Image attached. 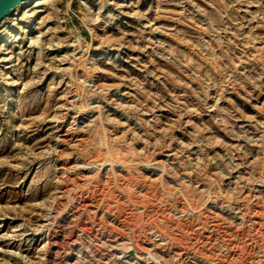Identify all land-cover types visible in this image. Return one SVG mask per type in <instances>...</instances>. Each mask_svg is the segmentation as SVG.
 Returning <instances> with one entry per match:
<instances>
[{"label": "rangeland", "instance_id": "rangeland-1", "mask_svg": "<svg viewBox=\"0 0 264 264\" xmlns=\"http://www.w3.org/2000/svg\"><path fill=\"white\" fill-rule=\"evenodd\" d=\"M0 264H264V0L2 21Z\"/></svg>", "mask_w": 264, "mask_h": 264}, {"label": "water", "instance_id": "water-1", "mask_svg": "<svg viewBox=\"0 0 264 264\" xmlns=\"http://www.w3.org/2000/svg\"><path fill=\"white\" fill-rule=\"evenodd\" d=\"M35 0H0V23L10 16L21 5Z\"/></svg>", "mask_w": 264, "mask_h": 264}, {"label": "bare ground", "instance_id": "bare-ground-1", "mask_svg": "<svg viewBox=\"0 0 264 264\" xmlns=\"http://www.w3.org/2000/svg\"><path fill=\"white\" fill-rule=\"evenodd\" d=\"M27 3H29V2H27ZM27 3H26V4H27ZM64 136H65V135H64Z\"/></svg>", "mask_w": 264, "mask_h": 264}]
</instances>
